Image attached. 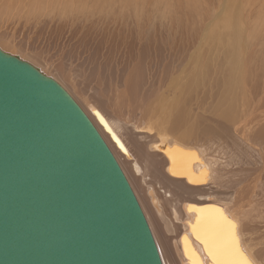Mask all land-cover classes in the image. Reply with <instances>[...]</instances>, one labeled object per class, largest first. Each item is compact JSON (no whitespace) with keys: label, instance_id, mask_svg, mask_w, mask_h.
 Listing matches in <instances>:
<instances>
[{"label":"rangeland","instance_id":"1","mask_svg":"<svg viewBox=\"0 0 264 264\" xmlns=\"http://www.w3.org/2000/svg\"><path fill=\"white\" fill-rule=\"evenodd\" d=\"M14 1L15 0H0V48L10 54L19 56L21 59L28 61L36 67H39L44 74L58 81L84 111L87 109V113L85 112L87 115L89 112V105L87 104L94 103L101 106L109 116L117 118L119 122H121V119L122 121L126 120L125 123L123 122L124 124L121 123L122 132L125 139L132 143L131 146L136 153L141 152L143 154L142 158H144L143 151L145 147L143 148L142 145L140 146L139 144H142L144 141V138H142L143 135L148 138H153V140L157 142H159L158 137L160 139L172 141L177 134L183 131L182 128L184 127L185 130V126L187 125L188 127V124L190 123L189 120V123L186 125H183L185 124L183 122L178 123L180 125L176 126V120L172 122V118H170L174 114H177V111H173L172 116L170 115L169 118L170 122L176 127L164 130L161 128L162 121L156 118L157 116H152L146 112L147 110H153V108L156 110L159 107L160 113L167 114L163 107L160 106V100L158 101V106L151 107L152 104H150L146 110L144 109L145 105L143 101L149 99L147 98V95L155 91L158 93L159 90L157 87H160L159 89H162L165 95L174 90L175 93H170V97L186 99L187 102L185 101L184 104L188 112H191V118L193 117L195 119L193 120V118H190L191 122H198L197 124H189V127L193 125L195 129L191 126L194 134L192 133L188 141H192L193 144L191 146L195 148L198 147L197 142L199 141V144L205 143L204 145L208 146L207 148L210 151L207 152L217 159L216 164H218L221 167L220 170L225 173L223 176L224 180L229 179L231 171L230 165L237 162L235 159L231 160L232 157L238 158V164L240 159L245 160L242 162L243 164L238 167L243 169L241 176L246 174V170L249 167L254 168L259 166V168H261L264 166V157L259 162V158H257L258 155L255 157V154L251 152L264 151V0H233V2L232 0H116L112 2H110V0H102V3L100 2L101 5L97 7L92 3H89L87 0H81L72 3L70 6L71 9L67 11L61 7L60 2L51 5L52 8H46V14L41 17L38 15L37 8H33V5L41 0H21V5L19 7L14 5ZM118 1L121 2V5L123 4L126 6L123 9L126 13L122 14L121 11L123 10ZM46 2H48V0H45L44 3ZM11 4L14 5V8ZM24 5L30 6V8H27ZM101 9L104 12H101ZM121 15H125L123 20L120 18ZM113 16H115V18L113 20L110 19ZM170 16H173V18ZM226 16L235 18L236 25L240 27L242 33V36L240 37L242 40L238 44L239 47L242 48L240 54L243 56L244 63L246 64L243 65V69L248 70V83L253 85L250 87L249 85H246L250 90L245 98L248 99V102L251 101V105L255 104V110L253 109V112L250 110L246 111L251 105L250 103H247V101L244 102L242 99L241 103L238 102V120L222 117L221 111L219 110L221 109L219 108L220 105H222L221 107L223 109V104L220 103V98L222 94H225L221 79L227 75L229 70L224 56L227 52L228 54L231 52L234 53L235 49H237V51L235 50V54H238L239 50L238 45H235L234 47L229 45L233 27H227L223 24V20ZM140 19L144 20V23ZM107 20L109 21L108 23ZM145 24L147 25L145 26ZM165 24L168 27L167 29L165 28ZM172 24L174 25L173 30ZM108 25L110 26L107 28L109 32H104L106 29L104 27H107ZM153 25L157 32L154 30ZM248 25L252 27L250 28ZM211 27H214L213 30H215V33L212 31ZM215 27L219 28L216 30ZM152 28L153 31H151ZM186 29L188 32H186ZM179 30L182 32H179ZM183 30L185 32H183ZM218 30H220V32ZM139 31L142 33H139ZM145 31L147 33H145ZM172 31L175 34L171 33ZM217 31L218 33H216ZM212 32L214 37L211 35ZM139 35H141L140 38ZM218 36L221 37V39ZM172 38L174 39L172 40ZM121 40L125 41V43L121 42ZM220 40L223 42H220ZM120 43L123 47L119 46ZM222 43L225 46H223ZM240 43L242 45H240ZM246 43L247 45L245 46ZM137 44L141 45L137 47L138 50L135 47L138 46ZM144 44H146L145 46H147V48H144ZM142 46L144 48H142L143 51H145V53L142 52V54H145V56L138 62L137 52ZM154 47H156V50H153ZM131 48H133L132 51ZM201 56H206L207 58L213 56L221 59L219 64L222 65V74L215 71L216 65L213 64V67L215 65V69L212 68L211 71L208 72V76L206 75L204 79L195 86L181 88L179 84L175 86V83H169L170 79L167 81L168 75L171 77L169 70L174 69L175 73H172V75L174 74L173 77H182V83L180 84H184L183 82L186 81L189 82L190 77L197 76V68L199 67L198 71H201V68L203 69L205 66V62L202 61ZM256 58L260 60L258 61ZM162 61L166 62L163 63ZM136 63H139L141 71L134 73L139 78L144 79L139 83L140 92L136 100L139 101L142 98L143 99L142 101H139V103L134 102L131 105H128V109L125 107L127 105H123L125 108L121 109L122 111L117 110V104H115L117 103V97L110 85L112 82L113 84L116 82L121 84L125 76H127L128 70L131 69V65ZM165 63V66H161ZM160 67H162V71ZM258 67H260L261 70ZM189 68L192 70L191 75L190 72L188 73ZM251 70H253V72H250ZM256 73H258V76H256ZM213 80L215 82H213ZM252 81L253 84L251 83ZM170 84L174 86V88L169 87ZM185 90L188 91L184 92ZM234 94L238 96L237 91H235ZM255 100L256 102L254 103ZM121 101L126 102V99ZM231 102L232 101H230V103ZM219 103L220 105H218ZM216 108H219L217 109L218 111ZM129 110L132 111L130 112ZM254 111H256V117H253L255 116L253 114ZM117 112L121 114H117ZM248 114L251 116H248ZM122 115L124 117H120ZM138 116L139 118H137ZM220 116L221 118H219ZM88 117L91 119L90 115H88ZM174 117H176V115H174L173 118ZM256 118L258 120H256ZM91 121L93 120L91 119ZM133 121L136 122L134 123ZM136 126L144 127L143 131H140L141 129L139 131L135 130ZM168 126L171 127V124L169 123ZM98 131L100 130L98 129ZM217 137L219 138L217 139ZM107 144L110 146L109 143ZM111 145L114 151H117V153H115L110 146V149L115 158L118 159L117 161L122 170H126H123V172L126 177L128 175L127 179L133 191L135 190L134 193H138L136 197L140 195L143 197L139 196L143 201L146 200V198L144 199V197H146L145 194H140L143 190L135 179L134 171L130 169L129 166L127 167L128 163L125 161V158L122 155L123 153H121L117 147L115 149V146L112 143ZM145 150L155 151V148H145ZM116 155L119 157L117 158ZM255 159L257 162L254 161ZM250 160L253 164L248 166L247 163H249ZM119 161L125 166H122ZM254 162H256L255 166ZM163 170L168 173L167 169ZM260 174L261 177L258 184L264 188V174ZM224 180L221 182H224ZM240 180L241 178L238 176V182ZM154 181L158 186L162 185L157 178H155ZM176 186L178 187V184H176ZM212 188L213 192L222 199L231 194L222 183H220L219 186ZM187 195L188 193L185 194L184 197H187ZM138 198L137 200L140 206H142V204L143 206L149 204H145L143 201L141 202ZM143 206L141 208L144 213V210L146 209H144L145 207ZM146 214L145 211L144 215L149 226H151L149 217L148 215L146 216ZM150 229L154 235L158 250L161 253L160 248H162L165 253L167 263L178 264L174 256L171 255L169 248H165L163 236L158 232L157 228V232L154 231L153 227H150ZM160 256L164 264L162 254H160Z\"/></svg>","mask_w":264,"mask_h":264},{"label":"water","instance_id":"2","mask_svg":"<svg viewBox=\"0 0 264 264\" xmlns=\"http://www.w3.org/2000/svg\"><path fill=\"white\" fill-rule=\"evenodd\" d=\"M0 264H163L88 115L58 81L1 48Z\"/></svg>","mask_w":264,"mask_h":264},{"label":"bare ground","instance_id":"3","mask_svg":"<svg viewBox=\"0 0 264 264\" xmlns=\"http://www.w3.org/2000/svg\"><path fill=\"white\" fill-rule=\"evenodd\" d=\"M9 1H11V0H9ZM35 1H38V0H35ZM77 1H81V0H48V2H46V3H44L45 0H41L37 4L33 5V8L34 9L37 8L38 15H39V17H41V16H44L46 14L45 13L47 11L46 8H52L51 5H55V4H58L60 2L61 7H63V9L65 11H67V10L71 9V7H70L71 4L75 3ZM84 1H86V0H84ZM87 1L89 3H92L96 7L101 5L100 2L102 3V0L101 1L100 0H87ZM112 1H116V0H110V2H112ZM121 1H124V0H121ZM88 2H85V3H88ZM126 2H125V4H126ZM232 2H233V0H232ZM119 3L121 5V2H119ZM14 5H17L19 7L21 5V0H15ZM14 5H12L13 8H14ZM24 6H26V5H24ZM26 7L30 8V6H26ZM107 7H109V6H107ZM125 7H126L125 5H123V4L121 5L122 10ZM54 8H56V7H54ZM107 11H109V10H107ZM101 12H104V11L102 10ZM105 12H106V10H105ZM121 12H122V14L126 13L124 10ZM117 15H119V14H117ZM124 16L125 15H121L120 18H122V20H123ZM106 18H107V16H106ZM114 18H115V16H113L110 19L113 20ZM117 18H119V17H117ZM171 18H173V16ZM250 18H252V17H250ZM141 21L144 23V20H141ZM101 22L103 23L102 20H101ZM108 22L109 21L107 20V23ZM223 24L227 27H229V26L233 27L232 28L233 31H232L231 40H230L229 45H232L233 47L235 45L236 46L238 45V47H239L238 43L241 42V40H242V38L240 37V36H242V33L240 31V27L236 25L235 18H233L231 16H229V17L226 16V18L223 20ZM146 25L147 24H145V26ZM167 25H168V23H167ZM167 25L165 27L166 29L168 28ZM121 26H122V24H121ZM215 26H216V24H215ZM109 27L110 26L108 25L107 27H104V28L107 29ZM173 27H174V25L172 24V30H173ZM242 27H244V26H242ZM248 27L251 28L252 26L248 25ZM146 28H148V27H146ZM153 28H154V25H153ZM153 28H152V30L151 29L150 30L153 31ZM218 28L215 27L216 30ZM106 29L104 32H109L108 29L107 30ZM118 29H116V30H118ZM213 29H214V27L212 28V31H214V33H215V30H213ZM154 30H155V28H154ZM180 31L181 30H179V32ZM218 31L220 32V30H218ZM218 31L216 33H218ZM174 32H175V30H174ZM176 32H178V31H176ZM183 32H185V31L183 30ZM186 32H188V30ZM139 33H142V32L139 31ZM145 33H147V32L145 31ZM171 33H173V31ZM210 33H211V30H210ZM173 34H175V33H173ZM182 34H184V33H182ZM186 35H187V33H186ZM211 35L213 36V32ZM221 35H222V33H221ZM140 36L141 35H139V38H140ZM163 36H165V35H163ZM189 36H187V37H189ZM112 37H114V36H112ZM155 37H156V35H155ZM219 38L221 39V37H219ZM173 39L174 38H172V40ZM188 40H190V39H188ZM121 42L125 43V41H122V40H121ZM220 42H223V41L220 40ZM132 43H133V41H132ZM9 45H10V43H9ZM139 45L135 46L136 49H137V47H139ZM145 45L146 44H144V48H147V46H145ZM240 45H242V44L240 43ZM246 45H247V43L245 44V46ZM14 46H15V44H14ZM119 46L123 47L121 45V43ZM223 46H225V45L223 44ZM142 48H143V46L137 52V56H138L137 61L138 62L140 59L144 58V56H145V54H142V52L145 53V51H143L144 48L143 49ZM244 49H246V48H244ZM132 50H133V48H131V51ZM153 50H156V47H154ZM235 50L237 51V49H235ZM235 50H234V53L231 52L228 54V52H227V54L224 56L225 57L224 59L227 62V67L229 70L227 72V75L221 79L222 80L221 83L223 84L224 91H225V94H222L221 98H220V100H221L220 103L223 104V109H222V107H221L222 105H220V103L218 104V105H220V107L219 106L218 107L221 109L216 108V110L219 109L221 111L222 117L232 119V120H238V111H239L238 110V102L241 103V101L243 99L244 102L247 101V103H250V105H251V101L248 102V99L245 98L247 93H249V90H250L246 87V85H249V87L253 86V85H250V83H248L249 82V78L247 75L248 70L243 69V65L245 63H244L243 56L240 54L242 51V48L239 47L238 54H235ZM146 54H147V52H146ZM146 56H149V55H146ZM188 57H190V56H188ZM177 61H179V60H177ZM177 61H175V62H177ZM202 61L205 62V64L203 63L205 66L203 65L204 67H203V69L201 68V71L199 70L200 72L198 71V68H199L198 67L197 71H196L197 76L190 77L189 82L186 81V82H183L184 84H180V83H182V80H181L182 77H173L174 74L172 75V73H175L174 69L169 70V72L171 73L170 74L171 77L168 75L167 81L170 79L169 83H171V84L175 83V86L177 84H179V86L181 88H188L189 86H193V85L195 86L201 80H203L206 75L208 76V72H210L212 68L215 69V65H216L215 71L222 74V65L219 64L221 59H219L218 57L209 56L207 58L205 56V57H202ZM164 62H166V61H164ZM181 62H179V63H181ZM159 63H161V62H159ZM263 63H264V59H263ZM213 64H215L214 67H213ZM165 65H166V63L162 64L161 66H165ZM192 67H193V65H192ZM37 68H39V67H37ZM130 68L131 69L128 70L127 76H125L126 74L124 75L125 78L123 79V82L121 84L115 81L116 83L113 84V82H112V84L110 85V87L112 86V88L115 92V95L117 97L116 98L117 103H115V104H117L116 105L117 110H121L125 107L128 109V107H129L128 105H131L134 102L139 103V101H142V99H143V98L142 99L140 98L141 100H139V101L136 100L137 97L139 96V92H140V84L139 83L141 82V80L143 78H139L134 73V72H140L141 67H140L139 63H136L134 65H131ZM258 68L260 69V67H258ZM160 69L162 71V67H160ZM189 70H190V68H189ZM189 70H188V73L190 72V75H191L192 70H190V71ZM263 70H264V68H263ZM250 72H253V70H251ZM261 72H263V71H261ZM161 74H162V72H161ZM257 74L258 73H256V76H258ZM252 75H253V73H252ZM257 78H259V77H257ZM143 82H145V81H143ZM213 82H215V81L213 80ZM251 83L253 84V81ZM171 84L169 87L174 88V86H172ZM157 88H158L159 92L156 93V91H155V92L150 93L149 95H147V98H149V99H147L146 101H143V102L145 105L144 109L146 110L150 104H152L151 107L158 106V101L160 100V106L163 107V109L166 111L167 114L160 113L159 107L156 110H154V108H153V110H151L152 112L150 110H147L146 112L152 116H157L156 118H158L159 120L162 121L161 128H163L164 130L172 129V128H175L177 125H180L178 123L184 122L185 124H183V125H186L187 123H189V120H190L189 124H191L192 123L191 119L193 117L191 118V112H188V110L184 104L186 99H179V98L170 97L171 95H169V94L175 93L174 90H172L170 93L165 95L163 90L159 89L160 87H157ZM186 91H188V90H185L184 92H186ZM235 91L238 92V96L236 94H234ZM251 92H253V91H251ZM71 94H73V93H71ZM124 99H126V102L121 101ZM218 101H217V103H218ZM230 101H232V102L230 103ZM255 102H256V100L254 101V103ZM87 105H89L88 115H90L91 119L93 120L92 122L94 124H96L95 125V126H97L96 128L100 130L99 132L101 133L102 137H104L106 142L110 144L111 149L113 151H114V149H113L111 143L115 146V149L117 147V149L121 153H123L122 155L125 158V161L128 163L127 167L129 166L130 169H132L134 171L135 179L137 180V183L140 184L139 186H141V188L143 190L142 193H140V194L142 195L144 193L146 196V197H144V199L146 198V200L143 201V199H142L143 197L140 195L139 196L142 198H140L139 196H138L139 198L138 197L137 198L140 199L141 202L143 201L145 204L149 203V204H147L148 206L146 205L149 209L146 206H143L142 203L141 204L143 207H145L144 209H146V210H144V213L146 211V213H147L146 216L148 215V217H149V221L151 223L150 227L151 228L153 227L154 231H156V232L158 230V232L163 236V239L165 242V244H164L165 248L166 247L169 248L171 255L174 256V258L176 259L178 264H216V259L219 257L218 256L214 257L213 253L216 252L217 247H224V246L230 248L234 253L238 250L240 253H242L243 257L250 260L252 262V264H264V188L258 184L259 179L261 177L260 173L264 174V166L261 168H259V166H256L257 168L256 167H254V168L249 167L246 170V174L244 176H241L243 169L238 168V167H240L243 164L242 162H244L245 160L240 159V162L238 164V158L232 157L231 160L235 159V160H237V162L230 165L231 171L229 174V179L224 180L223 176L225 173L222 172L220 170L221 167L218 164H216L217 159L212 157L207 152V151H210L207 148L208 146L204 145L205 143L199 144L200 141L197 142L198 147L195 148V147L191 146L193 143H192V141L189 142L188 139H189V137H191V135L193 133L194 126L191 125V126H193V128L191 126L189 127V124H188V127H187V125L185 126V128H186L185 130H184V127L183 128L180 127L183 129V131L182 132L180 131L181 133L177 134L176 137L174 136L175 139H173L172 141H169L167 139H160L158 137L159 142H157V141H154L153 138L149 137L150 138L149 139L147 136L143 135L142 138H144V141L142 144L140 143L139 145L140 146L142 145V147L143 148L145 147L146 149H150L151 147H154L155 151L145 150V148H144V151H143L144 152V158H142L143 154L141 152L136 153V151L131 146L132 143L130 141L128 142L125 139V136L122 132L123 131L122 130V124H124L126 120L122 121V119L120 118L121 122H119V120L117 118H113V117L109 116L108 113H106L104 111V109L97 104L90 103ZM123 105L124 106L127 105V106L124 107ZM239 106H241V105H239ZM254 108H255V104H252L246 111L250 110L251 112H253ZM86 110H85V112L87 113ZM216 110H214V111H216ZM121 111H118V112H121ZM173 111H177V114H174V115H176V117H174L175 119L173 118L174 115L172 116ZM118 112H117V114H121ZM255 112L256 111H254V113H253L254 115H255ZM123 115L120 117H124ZM170 115L172 117H170ZM249 115L250 114H248V116ZM192 116H193V114H192ZM221 116L219 118H221ZM140 117H141V115H140ZM169 117L172 118V122L174 120H176L177 123L175 122L176 123L175 127H174L173 123L170 122ZM253 117H256V115ZM137 118H139V116ZM248 118H250V117H248ZM257 118H256V120L259 119V118L258 119ZM193 120H195V119L193 118ZM261 120H262V117H261ZM127 123H129V122H127ZM169 123L171 124V127L168 126ZM194 123H196V122H194ZM194 123H192V124H194ZM134 126H133V128H134ZM198 126H199V124H198ZM143 129H144V127H140V126L135 127V130H137V131H139V130L143 131ZM218 138L219 137H217V139ZM175 141H177V142H175ZM263 148H260V149H263ZM231 149H233V148H231ZM254 150H256V149H254ZM114 152L117 153V151H114ZM251 152L253 154H255V157H256V155H258L257 158H259V160L257 158L256 159L259 162L264 157V151H251ZM116 157L118 158L119 156L116 155ZM256 159L254 161H256ZM121 160H122V158H121ZM256 162H254V166H255ZM120 163L122 166H125V165H123L122 162H120ZM247 164H248V166H251L253 164V162L251 163V160H250V162ZM163 169H167L169 174L166 171H164ZM238 170H239V174H238ZM124 171H126V170H124ZM238 176H240V178H241V180L239 182H238ZM127 177H128V175H127ZM155 178H157L161 182L162 185L158 186L154 181ZM223 180H224V182H221ZM220 183H222L226 187V189L229 192H231V194L228 197L223 198V199L219 198L213 192V188H212L215 186L216 187L219 186ZM176 184H178V187L176 186ZM134 192H135V190H134ZM186 192L188 193V195H187V197H184L185 194H187ZM135 194H136V196L138 195V193H135ZM151 215H152V218H151ZM232 225H235V227L233 228ZM217 226H219V235L217 237L215 246H213L212 242L210 241V233L213 232L217 228ZM156 228H157V230H156ZM210 247L212 248L211 252H210ZM160 250H161V253H160V251H159V253L162 254L164 264H169L166 261L165 253L163 252L162 248H160ZM237 258H239V257H237Z\"/></svg>","mask_w":264,"mask_h":264},{"label":"snow or ice","instance_id":"4","mask_svg":"<svg viewBox=\"0 0 264 264\" xmlns=\"http://www.w3.org/2000/svg\"><path fill=\"white\" fill-rule=\"evenodd\" d=\"M232 227L234 228L235 225H232ZM218 235L219 226H217V228L210 233V241L212 242L213 246H215ZM211 251L212 248L210 247V252ZM213 255L214 257H219L216 259V264H252V262L243 257L242 253H240L238 250L234 253L230 248L226 246L217 247L216 252H214Z\"/></svg>","mask_w":264,"mask_h":264}]
</instances>
